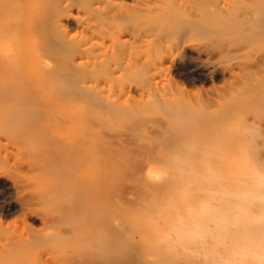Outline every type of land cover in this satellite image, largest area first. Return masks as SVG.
Listing matches in <instances>:
<instances>
[{"label":"rangeland","instance_id":"rangeland-1","mask_svg":"<svg viewBox=\"0 0 264 264\" xmlns=\"http://www.w3.org/2000/svg\"><path fill=\"white\" fill-rule=\"evenodd\" d=\"M35 1L0 0V46L11 49L0 54V264H90L109 240L97 239L91 228L100 218L118 221V242L133 249L139 264H260L264 0H232L224 34L182 26L184 32L167 36L179 47L207 44L209 69L183 50L168 61L169 50L158 47L153 13L164 0L105 4L120 3L122 19L110 25L125 43L90 69L72 64L89 49L90 35L76 26L57 32L50 22L83 17L98 0ZM151 30L157 43L147 48L131 38ZM131 52L145 55L124 71ZM92 87L115 96L100 99Z\"/></svg>","mask_w":264,"mask_h":264},{"label":"bare ground","instance_id":"bare-ground-1","mask_svg":"<svg viewBox=\"0 0 264 264\" xmlns=\"http://www.w3.org/2000/svg\"><path fill=\"white\" fill-rule=\"evenodd\" d=\"M35 1V0H34ZM46 1V0H45ZM91 1V0H90ZM95 1V0H94ZM113 1L114 0H98V2H95V3H97V4H92V2H91V5L89 4V7L87 6V8H85V14H84V16L83 17H80V16H74V15H72V14H70V15H67V16H65L64 18H62V19H55V21H51L50 23H52V26H51V30L53 29L54 31H57V32H65V29H66V27H73V26H76V27H78V28H81L82 30H80V31H84V32H86L87 33V35L89 36L90 35V38H88V40L86 41V44L85 45H88L89 46V49L87 48V50H85L82 54H81V56L75 61V63H72V64H74L75 66H77V67H79V68H89L90 69V67L92 68H94V66H96V65H100V64H104L105 62H107V61H109L112 57L114 58V56H115V54L117 53V52H119L120 51V47L122 46L121 44L123 43V45H124V41L122 42V40H124L123 39V36H121V35H119V34H121V33H119L118 32V30H117V32L119 33V34H117L116 33V31H115V29L114 28H112V26L110 25V22L114 25V22L116 21V20H119V17H120V19H122V16H123V14H122V9H120L121 7H120V3H117V5L119 4V6H113V8H111V6H110V8H109V5H107L108 6V8H103V6L105 5V4H107V3H110L111 5H112V3H113ZM41 2V1H40ZM73 2V1H72ZM156 2H157V0H156ZM160 2V1H159ZM157 3V4H161V3ZM231 2H232V0H164V2H162V5L161 6H157V7H160L159 9H153L152 8V10H154L153 12L154 13H156V14H154L153 13V15H157L158 17H159V21L157 20V18H156V20H157V22H159V24H157L156 22V24L157 25H159V27L158 28H160V29H158V28H156V25H154L155 26V28H156V30L158 29V30H160L159 32H161L160 34L162 35V33H166V38H163V37H160L161 35H159V32H157L158 34V36L157 35H155L154 34V31H150V34H149V32L148 31H140L141 33H139V34H137L136 33V35L134 34V35H132L131 36V38L133 39V41L135 40V41H137V44L139 43V44H141V48H147V47H149V45L151 44V40L152 41H154V42H156L155 40V38H153L152 36V34H154L155 36H156V38L157 39H160V40H158L157 42H158V47L160 46V47H165V50H169V56H168V61H171V62H175V58H176V54H177V52L179 51V50H183V51H185V52H188V53H191V54H196L199 58H200V68L201 69H204V68H206L208 65H209V67H210V59H209V57L206 55V51L204 50V48H206L205 47V45L207 46V44H205L204 45V43H202V42H198V43H192V41L191 42H187L186 41V44H184V43H182L183 44V46L181 47V45H180V47H179V45H177V44H175V43H173V40H175V38L172 40V39H169V38H171V36L169 35V34H171V31H172V33H174L175 34V31H176V29L178 28V31H176V35H178L177 34V32H179V29L180 30H182L183 31V28L181 29V27L182 26H186V27H188V28H190V30H191V28H196V26H203V27H205V28H208L209 30H213V31H216V32H221L222 34H224L225 32H229L230 31V29L229 28H226L225 26H228V24L230 23L229 21L227 22V20H225V18H224V14H226L227 12H228V10H230L229 9V7H230V5H231ZM239 2V1H238ZM35 3H36V1H35ZM50 3V2H49ZM14 4H16L17 5V3H14ZM54 4V3H53ZM15 5V6H16ZM41 5H42V3H41ZM43 5H44V3H43ZM70 5H72V6H74L73 4H70ZM70 5H68L69 7H70ZM78 5V4H77ZM17 6H19V5H17ZM16 6V7H17ZM50 6V5H49ZM55 6V5H54ZM67 6V9L69 8ZM72 6H71V8H72ZM1 7V6H0ZM39 7H41V6H39ZM38 7V8H39ZM43 7V6H42ZM51 7H52V5H51ZM50 7V8H51ZM62 7V6H61ZM6 8V7H5ZM12 8V7H11ZM38 8H36L37 10H38ZM56 8V7H55ZM54 8V9H55ZM2 9V8H1ZM19 9V8H18ZM17 9V10H18ZM43 9V8H42ZM53 9V8H52ZM124 9H125V6H124ZM127 10L129 9V8H126ZM34 10H35V8H34ZM151 10V11H152ZM3 11V10H2ZM6 11V10H5ZM4 11V12H5ZM12 11H13V9H12ZM40 11V10H39ZM51 11V10H50ZM55 11V10H54ZM132 13L131 14H133L134 12V10L132 11V10H130ZM227 11V12H226ZM11 12V11H10ZM41 12V11H40ZM129 11H127V13H128ZM226 12V13H225ZM249 12V11H248ZM3 13V12H2ZM1 13V14H2ZM6 13V12H5ZM43 13V12H42ZM52 13H54V12H52ZM71 13V12H70ZM124 13V12H123ZM126 13V14H127ZM18 14V13H17ZM16 14V15H17ZM37 14V13H36ZM129 14V13H128ZM255 13H252L251 14V12L250 13H248L246 16H248L247 18L249 19V22L251 21V16L253 15V17H255V15H254ZM3 15V14H2ZM40 15V14H39ZM135 15V14H134ZM151 15V14H150ZM18 16V18H19V14L17 15ZM36 16V15H35ZM55 16V15H54ZM58 16V15H57ZM128 17H129V15H127ZM226 16V15H225ZM245 16V17H246ZM59 17V16H58ZM9 18V17H8ZM130 18V17H129ZM244 18V17H243ZM247 18H245V19H247ZM4 19V18H3ZM11 19V18H10ZM13 19L14 20H16L15 18H12V21H13ZM20 19H22L21 17H20ZM48 19V18H47ZM131 19H133V18H131ZM256 19V18H255ZM35 20V19H34ZM37 20V19H36ZM35 20V21H36ZM125 21H126V19H124ZM155 20V19H154ZM155 20V21H156ZM259 20V19H258ZM18 21V20H17ZM42 21V20H41ZM152 21V20H151ZM247 21V20H246ZM4 22H6L5 20H4ZM9 22V21H8ZM8 22H6L7 24H9ZM37 22H38V20H37ZM46 22V21H45ZM54 22V23H53ZM117 22V21H116ZM115 22V23H116ZM129 22V21H128ZM239 22H240V20H239ZM256 22V21H255ZM1 23V22H0ZM6 23H4V24H6ZM226 23H227V25H226ZM251 23V22H250ZM262 23V22H261ZM15 24V23H14ZM17 24V23H16ZM19 24V23H18ZM263 24V23H262ZM39 25V24H38ZM32 26H33V24H32ZM115 26V25H114ZM148 26H152V25H148ZM24 27V26H23ZM31 26H29V28H30ZM48 27V26H47ZM46 27V28H47ZM119 27H120V25H119ZM146 27V26H145ZM180 27V28H179ZM185 27V28H186ZM16 28V27H15ZM15 28H13V29H15ZM18 28H19V26H18ZM18 28H17V30H18ZM28 28V29H29ZM35 28V27H34ZM147 28V27H146ZM187 28V29H188ZM245 28V27H244ZM12 29V30H13ZM31 29H32V27H31ZM35 29H37V28H35ZM34 29V30H35ZM150 29V28H149ZM19 30H20V28H19ZM33 30V29H32ZM33 30V31H34ZM153 30H155V29H153ZM185 30V29H184ZM189 30V29H188ZM189 30V31H190ZM194 30V29H193ZM120 31V30H119ZM135 31H137V30H135ZM201 31V30H200ZM14 32V31H13ZM121 32V31H120ZM134 32V31H133ZM181 32V31H180ZM180 32H179V34H180ZM184 32V31H183ZM82 33V32H81ZM123 33V32H122ZM182 33V32H181ZM187 33V32H186ZM186 33H184V34H186ZM85 34V33H84ZM198 35V34H197ZM55 36V35H54ZM154 36V37H155ZM169 38H168V37ZM216 36V35H215ZM218 36V35H217ZM11 37V36H10ZM65 37V36H64ZM67 37H68V34H67ZM151 38H153V39H151ZM162 38V39H161ZM209 38V37H208ZM7 39V38H6ZM57 40L55 41V42H57L58 41V38H56ZM62 39V38H61ZM67 39V38H66ZM128 39V38H127ZM155 39V40H154ZM14 40V39H13ZM71 40V39H70ZM172 40V41H171ZM189 40H191V39H189L188 38V41ZM11 41V40H10ZM35 41V40H34ZM38 41V40H37ZM68 42V41H67ZM77 42V41H76ZM85 42V41H84ZM156 42V43H157ZM172 42V43H171ZM175 42V41H174ZM194 42V41H193ZM211 42V41H210ZM15 43V42H14ZM19 43V42H18ZM34 43V42H33ZM43 43V42H42ZM70 43H71V41H70ZM126 43H127V41H126ZM155 43V44H156ZM213 43V42H212ZM57 44V43H56ZM63 44H65V43H63ZM62 43H61V46L63 45ZM67 44H69V43H67ZM71 44H73V43H71ZM78 44H79V42H78ZM60 45V44H59ZM82 45V44H81ZM121 45V46H120ZM157 45V44H156ZM47 46V45H46ZM68 46V45H67ZM66 46V44H65V48L67 47ZM69 46H70V44H69ZM84 46V45H83ZM126 46V45H125ZM127 46H128V44H127ZM140 46V45H139ZM4 47V46H3ZM9 47V46H8ZM40 47V46H39ZM51 47V46H50ZM123 47V46H122ZM121 47V48H122ZM239 47V46H238ZM20 48V47H19ZM35 48V47H34ZM62 48H63V46H62ZM92 48H93V50H92ZM137 48V47H136ZM140 47H138V49H139ZM167 48V49H166ZM132 49V48H131ZM164 49V48H163ZM244 49H245V47H244ZM19 50V49H18ZM17 50V51H18ZM57 50V49H56ZM61 50H64V48L63 49H61ZM60 50V51H61ZM119 50V51H118ZM137 50V49H136ZM135 50V51H136ZM207 50H208V48H207ZM16 51V50H15ZM20 51V50H19ZM18 51V53H20ZM44 51H46V50H44ZM65 51V50H64ZM129 51V50H128ZM139 51V50H138ZM141 51V50H140ZM144 51H145V49H144ZM143 51V53H145ZM147 51H149V49L147 50ZM243 51V50H242ZM48 52V51H47ZM51 52H52V50H51ZM57 52H59V50H57ZM130 52V51H129ZM213 52V51H212ZM14 53V52H13ZM78 53H81V52H78ZM122 53V52H121ZM141 54V52H139V54H141V55H145V54ZM147 53H149V52H147ZM243 53V52H242ZM20 55V54H19ZM37 55H39V54H37ZM120 55V54H119ZM141 55H139V56H141ZM5 56V55H4ZM12 56H14L15 57V55L13 54ZM45 56V55H44ZM54 56V55H53ZM64 56V55H63ZM65 56H66V54H65ZM68 56V55H67ZM138 56V53H128V56L126 57V58H124V60L126 61V68L124 69V71H126V69H131V68H133L137 63H138V61H140V59L143 57V56H141V58ZM18 57V56H17ZM56 57V56H55ZM73 57V56H72ZM125 57V56H124ZM147 57V56H146ZM178 57V56H177ZM13 58V57H12ZM49 58V57H48ZM112 58V59H113ZM227 58V57H226ZM38 59V58H37ZM72 59V58H71ZM143 59V58H142ZM146 59V58H145ZM177 59V58H176ZM51 60H52V58H51ZM178 60V59H177ZM3 61V60H2ZM6 61V60H5ZM33 61H34V59H33ZM38 61H39V59H38ZM41 61V60H40ZM39 61V62H40ZM148 61V60H147ZM146 61V62H147ZM1 62V61H0ZM9 62V61H8ZM12 62V61H11ZM29 62V61H28ZM28 62H27V64H28ZM41 62H43V61H41ZM4 63H6V62H4ZM62 63V62H61ZM27 64H26V67H27ZM34 64H36L35 62H34ZM40 64V63H39ZM38 63H37V65H39ZM66 63H64V65H65ZM5 65V64H4ZM52 65H53V63H52ZM109 65V64H108ZM75 66H74V68H75ZM35 67V66H34ZM44 67V66H43ZM49 67V66H48ZM72 67V66H71ZM98 67V66H97ZM115 67V66H114ZM123 67H125V66H123ZM136 67V66H135ZM36 68H37V66H36ZM68 68V67H67ZM110 68V67H109ZM116 68V67H115ZM114 68V69H115ZM208 68V67H207ZM48 69V68H47ZM76 69V68H75ZM96 69H98V68H96ZM111 69H113V68H111ZM118 69L119 68H117V70H116V72H118ZM209 69V68H208ZM7 70V69H6ZM80 70V69H79ZM111 71H113V70H111ZM124 71H120L121 72V74H123L124 73ZM204 72H205V70H203ZM8 72V71H7ZM36 72V71H35ZM51 72V71H50ZM66 72V71H65ZM80 72V71H79ZM115 72V71H114ZM114 72H112V74L114 73ZM119 72V73H120ZM18 73H19V71H18ZM36 73H38V72H36ZM39 73H40V71H39ZM54 73H55V71H54ZM42 74V73H41ZM49 74V73H48ZM56 74V73H55ZM55 74H53V75H51V76H53L54 77V75ZM65 74V73H64ZM116 74V73H115ZM58 75V73L55 75V77ZM117 75H120V74H117ZM40 76V75H39ZM48 76V75H47ZM46 76V77H47ZM63 76V75H62ZM83 76V75H82ZM41 77H42V75H41ZM99 77V76H98ZM114 77H115V75H114ZM21 78V77H20ZM49 78H51V77H49ZM59 78V77H58ZM109 79V78H108ZM50 80V79H49ZM52 81H53V79H51ZM65 80V79H64ZM93 80V79H92ZM100 80V79H99ZM104 80H107V79H104ZM110 80V79H109ZM42 81V80H41ZM59 81H61V80H59ZM94 81H96L95 79H94ZM98 81V80H97ZM51 83V82H50ZM54 83V82H53ZM58 83V82H57ZM20 84V83H19ZM42 84H43V82H42ZM247 85V84H246ZM248 85H249V83H248ZM8 86V85H7ZM95 86V85H94ZM85 88V87H84ZM5 89V88H4ZM10 89V88H9ZM93 89V90H92ZM92 89H91V91L95 94V95H97V96H100L101 98L100 99H102V98H108V100H109V98L110 97H113V96H115V94L112 92V94L110 93V92H105V91H99V90H95V88L94 87H92ZM90 89L88 88V91H89ZM86 91H87V88H86ZM113 91V90H112ZM118 91V90H117ZM35 92V91H34ZM84 92V91H83ZM116 92V91H115ZM241 92V91H240ZM87 93V92H86ZM92 93V94H93ZM118 92H116V94H117ZM127 93V92H126ZM242 93V92H241ZM114 94V95H113ZM125 94V93H124ZM244 94V93H243ZM85 95H87V94H85ZM89 95V94H88ZM85 97V96H84ZM91 97V96H90ZM117 108V107H116ZM120 112V111H119ZM230 113V112H229ZM210 131V130H209ZM217 132V131H216ZM207 137V136H206ZM193 139V138H192ZM204 140H206V139H204ZM214 141V140H213ZM171 142V141H170ZM205 142V141H204ZM212 142V141H211ZM217 142V141H216ZM206 143V142H205ZM213 143V142H212ZM177 145V144H176ZM206 145H207V143H206ZM167 146V145H166ZM173 146H174V144H173ZM178 146V145H177ZM69 156V155H68ZM97 156V155H96ZM155 156V155H154ZM161 157V156H160ZM106 159V158H105ZM115 165V164H114ZM117 167V166H116ZM115 167V168H116ZM122 168V167H121ZM120 168V169H121ZM123 169V168H122ZM124 170V169H123ZM112 172V171H111ZM114 173V172H113ZM108 174V173H107ZM106 174V175H107ZM112 174V173H111ZM110 175V174H109ZM108 177H110V176H108ZM116 177V174H115V176L113 175V178H115ZM118 177V176H117ZM117 177L115 178V179H117ZM114 179V180H115ZM113 180V179H112ZM111 180V181H112ZM117 181H119V180H117ZM106 185V184H105ZM110 187V186H109ZM109 190V189H108ZM250 190V189H249ZM110 193V192H109ZM247 193V192H246ZM104 194V193H103ZM262 195V194H261ZM116 198V197H115ZM121 198V197H120ZM116 201H117V199H116ZM118 202V201H117ZM119 203V202H118ZM262 203V202H261ZM102 204V203H101ZM86 205V204H85ZM96 205H98V204H96ZM116 205V204H115ZM120 205H121V202H120ZM124 205V204H123ZM130 205V204H129ZM259 205V204H258ZM264 205V204H263ZM88 206V205H87ZM102 206V205H101ZM111 206V205H110ZM125 206V205H124ZM109 207V206H108ZM246 207V206H245ZM257 207H259V206H257ZM263 207V206H262ZM90 208V207H89ZM111 208V207H110ZM118 209V208H117ZM263 209V208H262ZM85 210V209H84ZM83 210V211H84ZM92 210H93V207H92ZM113 210V209H112ZM115 210V209H114ZM113 210V211H114ZM260 210V209H259ZM81 211H82V209H81ZM82 211V212H83ZM95 211V210H94ZM98 211V210H97ZM100 211V210H99ZM102 211V210H101ZM117 211V210H116ZM116 211H114V212H116ZM120 211V210H119ZM103 212V211H102ZM112 212V211H111ZM218 212V211H217ZM260 212V211H259ZM263 212V211H262ZM108 213V212H107ZM122 213V212H121ZM245 213V212H244ZM85 214V213H84ZM96 214V213H95ZM112 214V213H111ZM111 214H109V215H111ZM249 214V213H248ZM90 215V214H89ZM114 215V214H113ZM116 215H118V214H116ZM239 215V214H238ZM238 215H236V216H238ZM242 215H244V214H242ZM82 216V215H81ZM84 216V215H83ZM86 216V215H85ZM84 216V217H85ZM99 216V215H98ZM98 216H95V218L96 217H98ZM115 216V215H114ZM248 216V215H247ZM87 217V216H86ZM92 217V216H91ZM90 217V219H92ZM102 217V216H101ZM110 217H112V215L110 216ZM228 217V216H227ZM241 217V216H240ZM243 217V216H242ZM82 218V217H81ZM100 218V217H99ZM97 219V218H96ZM101 219V218H100ZM100 219H98V220H100ZM106 219H108V218H106ZM105 219V220H106ZM221 219V218H220ZM244 219V218H243ZM84 220V219H83ZM86 220V219H85ZM98 220H96V222H98L99 224H97V223H95V222H93V223H95V224H91L92 225V229L94 228V232H95V234L96 235H98L96 238L97 239H106V237L109 239V240H104V242L105 241H108V242H106L105 244H102V242H103V240H101V246H102V248H101V251L97 254L98 256H96V258L94 257V261H91L90 262V264H139V262H140V260H139V262L136 260V258H135V256H134V252L130 249L131 247H129L128 245H127V247H124L122 244V242H121V245H120V243L118 242V240H120V239H118V228L120 227L119 226V224L115 221L114 222V220L113 221H111V219H108V221L106 220V221H104L103 219H101L100 220V222L98 221ZM225 220V219H224ZM238 220V219H237ZM245 220V219H244ZM252 220V219H251ZM80 221H82V220H80ZM94 221V220H93ZM230 221V220H229ZM239 221V220H238ZM85 222V221H84ZM108 222V223H107ZM218 222V221H217ZM241 222V221H240ZM246 222H248V221H246ZM87 223V222H86ZM91 223V222H90ZM195 223V222H194ZM219 223V222H218ZM236 223V222H235ZM244 224H245V222H243ZM77 224V223H76ZM80 224H81V222H80ZM204 224V223H203ZM90 225V226H91ZM123 225V224H122ZM238 225V224H237ZM246 225V224H245ZM244 225V226H245ZM86 226V225H85ZM95 226V227H94ZM239 226V225H238ZM249 226V225H248ZM75 227V226H74ZM128 227V226H127ZM86 228V227H85ZM129 228V227H128ZM195 228V227H194ZM225 228V227H224ZM224 228H222L223 230H224ZM235 228H236V226H235ZM239 228V227H238ZM245 228V227H244ZM252 228V227H251ZM250 228V229H251ZM253 228H254V226H253ZM253 228L251 229L252 231H253ZM90 229V228H89ZM92 229H90V231L92 230ZM196 230H197V228H195ZM198 229H200V227H198ZM234 229V228H233ZM80 230V229H79ZM120 230V229H119ZM201 230H202V228H201ZM82 231V230H81ZM87 232H88V230H86ZM93 231L92 232H89V233H93ZM190 231V230H189ZM226 231V230H225ZM230 231V230H229ZM240 231V230H239ZM251 231V232H252ZM87 232H83V233H86L87 234ZM248 232V231H247ZM251 232L249 231V234H251ZM80 233V232H79ZM119 233H120V231H119ZM203 233V232H202ZM235 233V232H234ZM254 233V232H253ZM255 233H257V231L255 232ZM217 234V233H216ZM263 234V237H264V232L262 233ZM243 235V234H242ZM79 236V235H78ZM88 236V235H87ZM91 236H94L93 234L91 235ZM191 236H193V234L191 235ZM195 237H198V236H196L195 235ZM216 237V236H215ZM234 237V236H233ZM249 237H250V235H249ZM82 238V237H81ZM91 238V237H90ZM191 237H189L188 239H190ZM194 237H192V239H193ZM217 238H219V237H217ZM244 238H246V237H244ZM247 238H248V235H247ZM251 238V237H250ZM257 238V237H256ZM92 239H93V237H92ZM92 239H90V240H92ZM96 239V240H97ZM147 239V238H146ZM185 239V238H184ZM262 239V238H261ZM94 240H95V237H94ZM223 240V239H222ZM221 240V241H222ZM239 240V239H238ZM259 240V239H258ZM162 241V240H161ZM240 241V240H239ZM251 241H253L254 242V240H251ZM255 241H256V239H255ZM264 241V240H263ZM263 241H262V243H263ZM95 242V241H94ZM93 242V243H94ZM96 242H100L99 240L98 241H96ZM243 242H245V241H243ZM242 242V243H243ZM259 242V241H258ZM86 243V242H85ZM220 243V242H219ZM225 243H227L226 241H225ZM239 243V242H238ZM255 243V242H254ZM253 243V245L255 246V248L254 247H252L253 248V250L254 249H256V247H257V245H255ZM262 243H260V245L261 246H263L262 245ZM249 244H251V242H249ZM248 244V245H249ZM104 245V246H103ZM216 245V244H215ZM228 245L229 246H231L230 245V242L228 243ZM252 245V246H253ZM224 246V245H223ZM250 246V245H249ZM249 246H247V244H246V246H245V248L246 247H249ZM87 247H90V246H87ZM92 247V246H91ZM129 247V248H128ZM237 247V246H236ZM259 247V246H258ZM147 248V247H146ZM145 248V249H146ZM207 248V247H206ZM221 248V247H220ZM240 248V247H239ZM241 248H243V250H244V247H241ZM240 248V249H241ZM235 250H236V248H234ZM250 249H251V247H250ZM262 249V248H261ZM168 250H169V248H168ZM171 250V249H170ZM174 250H175V248H174ZM221 250V249H220ZM242 249H241V251H243ZM247 250V249H246ZM233 251V250H232ZM237 251V250H236ZM235 251V252H236ZM248 251H249V249H248ZM255 251V250H254ZM256 251H258L257 249H256ZM260 251V250H259ZM98 252V251H97ZM175 252V251H174ZM234 252V253H235ZM238 252V251H237ZM240 252V251H239ZM251 252V251H250ZM253 252V251H252ZM150 253V252H149ZM255 253V252H254ZM257 253V252H256ZM83 253H81V255H82ZM165 254H167L166 252H165ZM169 254V253H168ZM84 255H85V252H84ZM236 255H237V253H236ZM244 255H245V252H244ZM85 256H88V255H85ZM84 256V257H85ZM91 256V255H90ZM238 256V255H237ZM241 256V255H240ZM82 257V256H81ZM148 257V260H149V256H147ZM222 257V256H221ZM257 257V256H256ZM87 259H89L88 257H86ZM92 258V257H91ZM144 258L146 259V257L144 256ZM224 258V257H223ZM86 259V260H87ZM143 259V258H142ZM158 259H159V257H158ZM228 259V258H227ZM236 259V258H235ZM238 259V258H237ZM258 259H259V257H258ZM83 260H84V258H83ZM155 260V259H154ZM221 260V259H220ZM219 260V261H220ZM239 260V259H238ZM255 260H256V258H255ZM254 260V262H257V260L255 261ZM150 261V260H149ZM161 261V260H160ZM223 261V260H222ZM228 262V260H225V261H223V263H225V262ZM236 261V262H235ZM234 262L235 263H239L240 264V262H238L237 260H235ZM253 261V260H252ZM146 263H147V261H145ZM243 262V261H242ZM241 262V263H242ZM259 262V261H258ZM88 263H89V261H88ZM149 263V262H148ZM147 263V264H148ZM222 262L220 261V264H221ZM252 263V262H251ZM144 264V263H143ZM149 264H153V263H149ZM207 264H210V263H207ZM226 264H228V263H226ZM229 264H230V262H229ZM242 264H244V263H242ZM248 264V263H247ZM260 264H264V251H263V249H262V252L260 253Z\"/></svg>","mask_w":264,"mask_h":264},{"label":"clouds","instance_id":"clouds-1","mask_svg":"<svg viewBox=\"0 0 264 264\" xmlns=\"http://www.w3.org/2000/svg\"><path fill=\"white\" fill-rule=\"evenodd\" d=\"M0 54H5V55L11 54V49L0 46Z\"/></svg>","mask_w":264,"mask_h":264}]
</instances>
